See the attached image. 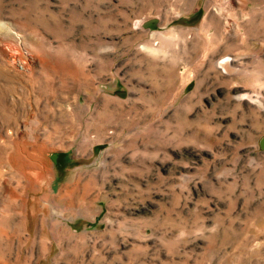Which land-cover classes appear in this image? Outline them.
<instances>
[{
	"label": "rangeland",
	"instance_id": "rangeland-1",
	"mask_svg": "<svg viewBox=\"0 0 264 264\" xmlns=\"http://www.w3.org/2000/svg\"><path fill=\"white\" fill-rule=\"evenodd\" d=\"M0 264H264V0H0Z\"/></svg>",
	"mask_w": 264,
	"mask_h": 264
},
{
	"label": "water",
	"instance_id": "water-1",
	"mask_svg": "<svg viewBox=\"0 0 264 264\" xmlns=\"http://www.w3.org/2000/svg\"><path fill=\"white\" fill-rule=\"evenodd\" d=\"M157 24H158V21L157 20H148L143 26L144 28H150V30H154L157 28ZM118 94H120L122 97H124L125 94H123L122 92H119Z\"/></svg>",
	"mask_w": 264,
	"mask_h": 264
},
{
	"label": "bare ground",
	"instance_id": "bare-ground-1",
	"mask_svg": "<svg viewBox=\"0 0 264 264\" xmlns=\"http://www.w3.org/2000/svg\"><path fill=\"white\" fill-rule=\"evenodd\" d=\"M227 63H228V59H224V60L220 63V67H221L222 69H225L226 66H228ZM226 69H227V68H226Z\"/></svg>",
	"mask_w": 264,
	"mask_h": 264
}]
</instances>
